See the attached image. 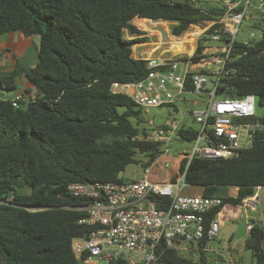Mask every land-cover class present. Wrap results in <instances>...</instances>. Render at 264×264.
I'll return each instance as SVG.
<instances>
[{"label":"trees","instance_id":"16d2710c","mask_svg":"<svg viewBox=\"0 0 264 264\" xmlns=\"http://www.w3.org/2000/svg\"><path fill=\"white\" fill-rule=\"evenodd\" d=\"M219 11L207 0H0V35L38 36L35 65L15 62L0 75L4 89H14L24 75L34 90L17 106L0 97V264H84L71 240L92 228L78 223L85 210L74 208L89 200L69 194L68 183L122 181L128 164L144 168L159 153L158 142L139 138L147 130L141 108L110 90L112 82H132L147 71L145 60L131 55V43L146 41L131 19L170 21V32L180 35ZM124 29L135 37H124ZM228 65L234 71L223 79L222 94L252 93L264 104V29ZM177 134L190 142L195 136L193 130ZM180 168L190 187L238 205L264 187V142L225 159L182 157ZM228 187H237L236 194L222 193ZM36 205L48 207L30 209ZM263 239L262 224H253L243 245L254 264H264ZM161 259L210 264L204 252L194 260L167 249Z\"/></svg>","mask_w":264,"mask_h":264},{"label":"built area","instance_id":"2783aa9c","mask_svg":"<svg viewBox=\"0 0 264 264\" xmlns=\"http://www.w3.org/2000/svg\"><path fill=\"white\" fill-rule=\"evenodd\" d=\"M207 1L220 9L216 16L191 24L180 35L170 32L172 22L167 21L164 47L160 45L146 55L143 45L138 44L142 48L134 56L131 53L133 58L145 60V75L132 82L111 83L113 93L125 94L141 110L176 105L177 100L188 101L181 98L184 93L204 97L188 101L198 108L189 113L173 108L172 116L160 128L140 134L139 138L159 143V153L142 168L140 177L68 183L69 194L89 200L87 205L74 208L85 210L78 223L92 228L86 236L71 240L75 258L84 264H186L161 259L167 249L190 257L200 252L208 254L212 250L211 241L218 239L223 225L217 215L225 204L222 205L219 196L185 194L183 191L190 186L184 181L185 168L181 170L180 161L182 157L188 160L235 157L241 150L253 148L257 141L264 142V121L254 112L256 96L246 93L233 97L234 93H229L232 95L229 97L219 90L223 79L234 71L228 63L261 37L264 0ZM245 18L251 23L241 26ZM182 37L187 40L183 51H173L172 43ZM22 97V92L16 93L12 104L17 106ZM187 114L198 124L197 128L185 124ZM181 129L195 132L193 145L173 155L168 144L174 135L185 141L177 134ZM172 164L175 170L170 169ZM159 198H167L168 202ZM258 202L254 192L242 198L237 206L243 211H254ZM218 207L214 217L205 222L204 215ZM252 225L246 224L248 232Z\"/></svg>","mask_w":264,"mask_h":264},{"label":"rangeland","instance_id":"374dc122","mask_svg":"<svg viewBox=\"0 0 264 264\" xmlns=\"http://www.w3.org/2000/svg\"><path fill=\"white\" fill-rule=\"evenodd\" d=\"M134 18H137V17H134ZM134 18L131 19V22L144 32L143 34L138 35V36L146 37V41L135 42L132 44V55L133 56L135 55L136 51L138 52L142 48V46H136L138 44L143 45V50L146 52V55H148L149 50H152L160 45L162 47L166 45L164 41L167 42L166 30L167 28H169L167 21L151 20V22H148L147 24V29H143L141 26H139L136 23ZM250 23H251V20L248 18H245L242 20L241 26L250 25ZM253 31L259 32L256 30H253ZM35 36L38 39L37 35H32L30 38L35 37ZM134 36L129 35L128 32L124 29V37L131 39ZM24 39L28 41L29 37L24 36ZM184 40H185V37H184ZM207 81H208L207 87H210V79L207 78ZM12 93H13V89H4L0 86V96L1 97L2 96L10 97L12 96ZM197 97H204V96L202 95L198 96L193 93H184L181 95V98H186L188 101H191L192 99H196ZM188 101L177 100L176 105L172 104V105H161V106H149L146 109H142L141 116L146 122L144 126L148 130L154 129V128H160L165 122V120L172 116L171 111L173 108H177V110L178 109L185 110L188 113L192 111L193 109L198 108L196 105L191 104ZM254 112L257 118L264 119V104H260L257 97H255ZM184 122L187 126H190L191 128H197L198 126V124L190 117L189 114H187L184 117ZM192 145H193L192 141L191 142L190 141H180L174 135L171 138L170 143L168 144V148H169V151L174 155L177 152L183 151V149H186V150L191 149ZM172 167H173V164L171 165L170 169ZM141 171H142V168L140 167V165L138 163L133 162V163L128 164L125 167V169L122 172H120L119 176H121L123 179H129L131 177L138 178L142 174ZM225 191H226L225 194H233V192L231 191V188L229 187L227 190H224L222 193H224ZM183 192L185 194L201 193V187L200 186L187 187L185 191ZM262 205L264 204H261L259 206V209L262 208ZM30 209L34 210V209H43V208L35 207V208H30ZM248 212L249 211L247 210L245 211L247 215L251 213V212L249 213ZM258 213L259 212L257 211L254 215H258ZM245 220H246L245 217L243 218L242 216L239 220L236 221L237 228L234 231L233 237L229 242V245L231 244L235 245L234 249L232 248L223 249L222 241L219 239H215L211 241L210 244L212 246V250L208 253V259H209L208 262L210 264H228V262H231L234 264H254V258H253L252 251L248 248H245L243 245V240L246 237ZM193 259L194 260L197 259V255H194Z\"/></svg>","mask_w":264,"mask_h":264},{"label":"crops","instance_id":"0c3cea01","mask_svg":"<svg viewBox=\"0 0 264 264\" xmlns=\"http://www.w3.org/2000/svg\"><path fill=\"white\" fill-rule=\"evenodd\" d=\"M29 36L28 41L24 39V35L19 31H9L4 32L0 35V75L8 74L14 67L15 62L24 64L26 66H33L37 62V37ZM151 51V50H150ZM16 87L13 89L12 96L10 97H1L6 99H12L14 95L18 92L23 93V99L26 100L30 95L34 93L31 85L28 83L26 77L24 75H20L16 78ZM29 91V92H26ZM4 95V94H3ZM233 194L235 195L237 192V187H229ZM228 189V188H227ZM258 190V191H257ZM230 191V192H231ZM255 192L258 196V206L254 211H249V215L245 213L242 209H239L237 205H232L230 203H226L224 207L220 210L217 217L222 221V223H233L239 220L242 216L245 217V224L251 222L252 224H262L264 228V205L259 209L261 204H264V187H256ZM259 212L258 215H254L256 212ZM251 214V215H250ZM227 217L225 220L224 218ZM249 235V232L246 229V237ZM233 237V236H232ZM245 237V238H246ZM245 240V239H244ZM243 240V244H244ZM262 246L264 249V239L262 242ZM235 248V245L228 244V248ZM228 264H234L228 262Z\"/></svg>","mask_w":264,"mask_h":264},{"label":"water","instance_id":"95a60500","mask_svg":"<svg viewBox=\"0 0 264 264\" xmlns=\"http://www.w3.org/2000/svg\"><path fill=\"white\" fill-rule=\"evenodd\" d=\"M229 97H232V95H228ZM238 94L235 93L233 95V97H237ZM32 208H47L48 206H42V205H36V206H31ZM237 226L236 223H224L220 229H219V233H218V239L222 241V248L223 249H227L228 248V244L230 242V240L232 239L233 233L236 230Z\"/></svg>","mask_w":264,"mask_h":264},{"label":"bare ground","instance_id":"6f19581e","mask_svg":"<svg viewBox=\"0 0 264 264\" xmlns=\"http://www.w3.org/2000/svg\"><path fill=\"white\" fill-rule=\"evenodd\" d=\"M136 21V23L141 26L143 29H147V24L148 22H151V19L148 18H139V19H134ZM164 23V22H163ZM187 41L186 38L184 40V37L180 38V39H175L174 42L172 43L175 46H171V48L173 49V51H178L181 52V50H183V43ZM150 52V50L148 51V53Z\"/></svg>","mask_w":264,"mask_h":264}]
</instances>
